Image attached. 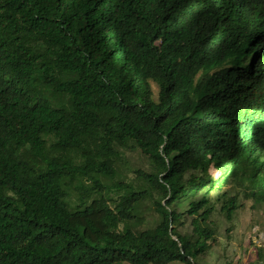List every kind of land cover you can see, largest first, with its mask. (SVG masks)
I'll list each match as a JSON object with an SVG mask.
<instances>
[{"label": "trees", "instance_id": "trees-1", "mask_svg": "<svg viewBox=\"0 0 264 264\" xmlns=\"http://www.w3.org/2000/svg\"><path fill=\"white\" fill-rule=\"evenodd\" d=\"M233 181L264 207V0H0V264H199Z\"/></svg>", "mask_w": 264, "mask_h": 264}, {"label": "rangeland", "instance_id": "rangeland-1", "mask_svg": "<svg viewBox=\"0 0 264 264\" xmlns=\"http://www.w3.org/2000/svg\"><path fill=\"white\" fill-rule=\"evenodd\" d=\"M201 75V73L199 74ZM155 97L158 95V85L152 82ZM121 172L125 181L134 180L136 168H149L147 158L139 150H124ZM211 174L217 175V171L211 167ZM120 176L115 178L118 182ZM230 194L238 196L240 206L236 209L233 222L230 224L224 214L220 211L221 201L217 199L218 192H211V201L215 206L211 216L212 224L216 229V239L212 247L201 255L197 261L199 264H264V207L253 205V201L244 196L243 188L236 181L225 187ZM116 195L117 192H114ZM145 215L148 224L156 218V212L152 209L146 210ZM190 218L185 227L181 229L190 230ZM153 224V223H152ZM122 264H129L124 262ZM170 264H182L173 262Z\"/></svg>", "mask_w": 264, "mask_h": 264}]
</instances>
